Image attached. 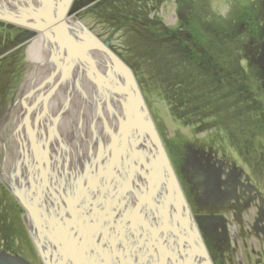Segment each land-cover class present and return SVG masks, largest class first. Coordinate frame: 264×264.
Wrapping results in <instances>:
<instances>
[{"label": "rangeland", "instance_id": "1", "mask_svg": "<svg viewBox=\"0 0 264 264\" xmlns=\"http://www.w3.org/2000/svg\"><path fill=\"white\" fill-rule=\"evenodd\" d=\"M28 1L0 0V10L10 15L13 6L31 10L36 30L43 32L41 37L27 36L21 26V47L0 62V102L11 84H20L27 52L47 37L85 27L133 71L168 155L183 144L212 147L247 172L251 165L244 163L264 157V86L256 80L259 70L253 68L242 36L243 16L260 17L264 0H232L227 20L212 13L209 0H78L83 3L71 12L70 3L58 0L67 8L59 18L63 35L52 31L56 24L36 17L33 9L40 7L39 0ZM59 7L63 5L53 10ZM26 213L13 183L0 172V255L4 250L14 258L19 254L32 264H46ZM234 227L243 231L232 225V234ZM235 241L237 257L246 256L247 243L237 235Z\"/></svg>", "mask_w": 264, "mask_h": 264}, {"label": "snow or ice", "instance_id": "2", "mask_svg": "<svg viewBox=\"0 0 264 264\" xmlns=\"http://www.w3.org/2000/svg\"><path fill=\"white\" fill-rule=\"evenodd\" d=\"M39 2L36 17L59 27L53 0ZM84 99L98 104L103 116L99 89L93 100ZM108 108L115 117L111 104ZM80 112L68 141L53 122L47 135L30 130L31 147L22 161L29 173L27 196L50 221L59 258L67 264H182L187 245L180 240L175 210L157 186L155 154L138 147L143 143L138 118L126 111L118 126L105 120L103 135L92 120L89 138Z\"/></svg>", "mask_w": 264, "mask_h": 264}, {"label": "water", "instance_id": "3", "mask_svg": "<svg viewBox=\"0 0 264 264\" xmlns=\"http://www.w3.org/2000/svg\"><path fill=\"white\" fill-rule=\"evenodd\" d=\"M64 26L53 27L52 31L62 35ZM18 78L20 84H11L0 102V172L13 183L18 203L27 211L24 219L46 264L67 262L58 256L59 243L50 221L27 196L29 173L22 161L31 147L30 130L36 132L39 128L40 135H47L49 124L53 122L59 137L68 141L72 121L77 125L80 122L81 109L83 131L89 138L93 135L92 120H95L97 133L103 135L105 120L109 127L118 126L120 116L126 111L135 114L143 141L138 147L150 148L155 154L157 186L162 189L161 194L166 197L169 207L175 210L180 227L186 229L184 237L180 236L187 245L183 264H196V257L203 264H212L135 75L108 44H103L85 27L56 39L47 37L26 53ZM54 86L57 87L53 92ZM97 89L105 96L103 116L98 115V104L93 107L84 99L86 95L88 100H93ZM109 104L115 117L109 112ZM56 117H59L58 121ZM58 142L59 138L50 147L54 150ZM97 149L98 145L93 151ZM0 264L32 263L19 254L14 258L2 250Z\"/></svg>", "mask_w": 264, "mask_h": 264}, {"label": "flooded vegetation", "instance_id": "4", "mask_svg": "<svg viewBox=\"0 0 264 264\" xmlns=\"http://www.w3.org/2000/svg\"><path fill=\"white\" fill-rule=\"evenodd\" d=\"M65 1L66 6L70 3L68 12L84 2ZM56 2H59L55 4L56 6L63 7L57 8V12L52 9V14L61 18L66 7L64 3L61 4L58 0ZM21 7L20 5L11 7L12 15L7 10H0V47L3 46L0 50V62L6 59L11 50L21 47L19 42L24 40V34L20 32L22 25L27 28V36L41 37L43 34L41 30V32L36 30L38 27L33 22L31 10ZM15 10L19 14H15ZM68 16L65 14L64 19ZM257 17L243 16L242 29L245 33L242 32V36L245 34L247 56L253 68L259 70L256 80L264 86V5L262 14ZM5 20L8 23H5ZM69 20L73 27L74 22L71 20L74 18ZM31 22L35 26L31 25ZM56 87L54 86L51 91L54 92ZM44 106L45 104L43 108ZM169 155L171 160L173 159L192 218L194 217L193 223L198 228V234L203 240L211 263L264 264V157L258 159L257 163L254 162L256 166L253 162L244 163L247 167L251 165L247 172L236 162L220 156L212 147L183 144L170 150ZM257 169H260L259 173L256 172ZM236 224L239 230L243 231L237 233L238 230L234 227L232 234L230 227ZM178 231L180 236L184 237L186 234V229L180 227V224ZM236 235L243 240L242 243H247L249 250V253L241 258L237 257L235 252ZM252 258L255 263L252 262ZM195 259L196 264H203L200 258Z\"/></svg>", "mask_w": 264, "mask_h": 264}, {"label": "clouds", "instance_id": "5", "mask_svg": "<svg viewBox=\"0 0 264 264\" xmlns=\"http://www.w3.org/2000/svg\"><path fill=\"white\" fill-rule=\"evenodd\" d=\"M212 13L227 20L232 11V0H209Z\"/></svg>", "mask_w": 264, "mask_h": 264}, {"label": "bare ground", "instance_id": "6", "mask_svg": "<svg viewBox=\"0 0 264 264\" xmlns=\"http://www.w3.org/2000/svg\"><path fill=\"white\" fill-rule=\"evenodd\" d=\"M61 1V0H60ZM30 4H34L33 3V1L32 0H29L28 1ZM77 28V27H76ZM77 30V29H76ZM62 35H63V32H62ZM54 37V36H53ZM59 37V36H58ZM57 38V37H56ZM41 41V40H40ZM39 42V41H38ZM180 190L182 191V189H181V186H180ZM182 195L184 196V193H183V191H182ZM184 199H185V196H184ZM185 202H186V204H187V206H188V203H187V201H186V199H185ZM188 209H189V206H188ZM189 211H190V209H189ZM191 213V212H190ZM191 216H192V213H191ZM194 218V217H193ZM202 242H203V240H202Z\"/></svg>", "mask_w": 264, "mask_h": 264}]
</instances>
